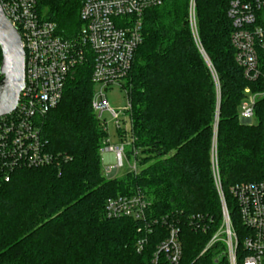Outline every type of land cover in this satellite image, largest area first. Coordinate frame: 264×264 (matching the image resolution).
<instances>
[{
  "label": "trees",
  "instance_id": "1",
  "mask_svg": "<svg viewBox=\"0 0 264 264\" xmlns=\"http://www.w3.org/2000/svg\"><path fill=\"white\" fill-rule=\"evenodd\" d=\"M38 1L62 38L79 35L81 2ZM190 2L163 0L145 13L143 43L126 83L127 156L139 171L109 178L104 170L109 134L92 108L94 58L87 51L69 73L61 102L38 122L56 162L18 166L9 181L0 174V264H148L166 229L158 225L147 234L133 218L105 214L108 198L138 191L151 202L149 219L179 221L181 264H228L221 242L202 254L223 225L214 164L233 223L242 229L231 190L264 180V74L249 80L236 61L229 0H196V30ZM247 87L263 93L253 123L239 118Z\"/></svg>",
  "mask_w": 264,
  "mask_h": 264
},
{
  "label": "built area",
  "instance_id": "2",
  "mask_svg": "<svg viewBox=\"0 0 264 264\" xmlns=\"http://www.w3.org/2000/svg\"><path fill=\"white\" fill-rule=\"evenodd\" d=\"M77 1L81 2V30L77 37L64 39L58 34L56 23L40 13L38 0H0L21 35L26 53V87L17 108L0 117V174L7 181L11 178L9 171L18 166L39 167L56 162L58 156L44 148L38 122L61 102L69 73L87 60V51L94 58L92 83L99 86L93 93L92 108L107 130L103 114L109 112L122 134L118 143L105 139L102 153L114 154L117 173L125 166L126 146L132 135L122 127L121 111L112 107L107 91L115 84L127 83L136 52L143 43L145 13L162 5L163 0ZM195 9L196 0H191L192 25L196 24ZM227 15L233 26L231 42L236 61L246 77L255 80L264 74V0H229ZM262 95L250 87L245 89L238 108L241 121L251 123L255 119V104ZM130 108L128 96L124 109L128 115ZM131 171H138L136 162ZM231 194L243 228L234 225L224 201L223 225L202 254L221 242V256L227 257L228 264H264V180L238 184ZM150 206L147 196L138 191L108 198L105 214L111 219L133 218L144 224L147 234L155 226L164 227L165 236L148 264H181L184 248L179 221L171 215L149 219ZM146 244L147 238L140 239L137 251L143 252Z\"/></svg>",
  "mask_w": 264,
  "mask_h": 264
},
{
  "label": "water",
  "instance_id": "3",
  "mask_svg": "<svg viewBox=\"0 0 264 264\" xmlns=\"http://www.w3.org/2000/svg\"><path fill=\"white\" fill-rule=\"evenodd\" d=\"M0 117L12 113L26 87V53L18 29L12 25L0 3ZM117 168L109 178L115 177Z\"/></svg>",
  "mask_w": 264,
  "mask_h": 264
},
{
  "label": "rangeland",
  "instance_id": "4",
  "mask_svg": "<svg viewBox=\"0 0 264 264\" xmlns=\"http://www.w3.org/2000/svg\"><path fill=\"white\" fill-rule=\"evenodd\" d=\"M43 14L45 15L46 11H44ZM196 24L192 25L194 30H196ZM209 64H210V62H209ZM94 90L98 91L99 90V86H95ZM107 95H108V98L110 100V103H111L112 107H114L116 110H120L121 111L120 119H121L122 127L124 129H126L128 132H131L132 131V120H131V117L128 115V113L124 111V109L128 105V89H127V86H126V82H124L122 84L118 83V84H115V85L111 86L108 89V91H107ZM103 120L106 122V124L108 126V134H109L110 140L113 141V142L117 141L118 140V130H117V127H116V124H115V120L113 119V116L109 112H105L103 114ZM255 121H256V118L252 121V123L255 122ZM129 150H130V146L127 145L126 146V154L127 155H128V151ZM134 161L135 160L132 157L131 158H129V157L126 158L125 159V166L123 168H121L119 170V172L115 176H118V177L119 176H123L128 171H131V165H133ZM213 173H214L215 179H216V177L218 178V181L216 179V183H217L218 191H219L220 198H221L222 212H223V204H224V201H226V203H227V200H226V195H225V193H224V191L222 189V186H221V180H220V174H219L220 172L218 170L217 163L214 164ZM220 229L221 228H219V230Z\"/></svg>",
  "mask_w": 264,
  "mask_h": 264
},
{
  "label": "crops",
  "instance_id": "5",
  "mask_svg": "<svg viewBox=\"0 0 264 264\" xmlns=\"http://www.w3.org/2000/svg\"><path fill=\"white\" fill-rule=\"evenodd\" d=\"M118 142H120V139L119 138H118L117 141H115L113 143H118ZM114 159H115V157H114V154L113 153L102 154L103 167H104V170L106 171V173L108 172V170H110V173L109 174H111L113 172L114 167H115V161H114Z\"/></svg>",
  "mask_w": 264,
  "mask_h": 264
}]
</instances>
